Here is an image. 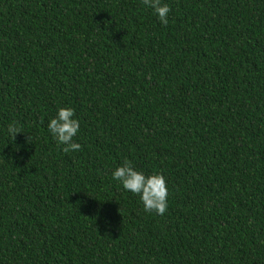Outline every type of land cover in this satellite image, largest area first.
<instances>
[{
    "label": "trees",
    "instance_id": "1",
    "mask_svg": "<svg viewBox=\"0 0 264 264\" xmlns=\"http://www.w3.org/2000/svg\"><path fill=\"white\" fill-rule=\"evenodd\" d=\"M163 2L166 26L143 0H0V264H264V0ZM125 160L165 176L163 216Z\"/></svg>",
    "mask_w": 264,
    "mask_h": 264
},
{
    "label": "clouds",
    "instance_id": "2",
    "mask_svg": "<svg viewBox=\"0 0 264 264\" xmlns=\"http://www.w3.org/2000/svg\"><path fill=\"white\" fill-rule=\"evenodd\" d=\"M143 5L152 10L162 25L168 24L170 5L163 0H143ZM10 134L16 135L17 128L10 125ZM47 131L52 139L63 146L64 152H75L81 149L79 143L74 142L80 133V121L76 118L75 109L72 107H60L55 116L49 118ZM112 179L117 181L122 189L139 198L146 213H155L163 216L169 207V188L162 173L154 172L145 174L137 171L132 163L125 160L124 163L112 171Z\"/></svg>",
    "mask_w": 264,
    "mask_h": 264
}]
</instances>
